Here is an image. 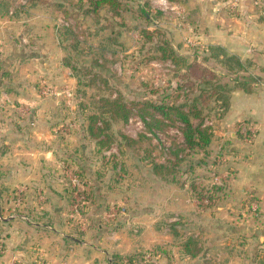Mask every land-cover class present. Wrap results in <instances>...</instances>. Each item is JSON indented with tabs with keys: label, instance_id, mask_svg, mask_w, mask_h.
Returning a JSON list of instances; mask_svg holds the SVG:
<instances>
[{
	"label": "rangeland",
	"instance_id": "374dc122",
	"mask_svg": "<svg viewBox=\"0 0 264 264\" xmlns=\"http://www.w3.org/2000/svg\"><path fill=\"white\" fill-rule=\"evenodd\" d=\"M0 1L9 6V17L30 16L35 6L44 16L49 14V21L66 51L64 59L72 65L69 67L78 81L76 99L64 108L70 120L61 127L80 130L85 126L88 130L92 114L111 121L109 133L113 136V144L108 149H98L97 141L88 131L92 141H95L96 150H99L97 153L101 162L99 172L91 179L96 180L97 176L101 182L106 179L117 185L120 183L118 189L121 195L120 201L101 202L99 207L87 203L88 199L92 201L93 192L85 189L83 181L80 182V173L75 171L76 176L72 175L74 170H67V174L69 172L77 178V181L67 185L69 205L62 221L71 227V231L68 232V227L63 231L65 233H57L59 236L56 235V239L54 225L57 222L42 218L44 216L39 218V213L32 212L33 208L27 206V196L21 187L13 192L6 203L2 201L1 192L0 256L6 252L4 240L8 235L3 228L4 221L13 220L33 226L36 223L41 225L37 232L40 239L36 240L33 234L29 237L30 258L12 260L10 264H264V200H258L254 195L240 199L232 192L238 152H231L230 147L219 140L213 147L210 144L207 154H204V149L188 148L180 121L166 120L157 114L155 117L161 120V124L155 125L151 123V115L143 118L138 110L139 105L133 104L160 101L183 103L188 108L202 94L201 90H211V84L228 83L233 87L237 80L242 79L239 73L249 63H245L243 69L232 72L211 57L216 47H224L208 43L204 36L207 25L201 26V20L208 14L207 6L200 8L199 0H167L165 5L159 0H114L103 4L96 15L81 13L74 16L64 12L74 10L73 4L67 0ZM73 1L78 2L77 5L83 4L85 10L90 8L89 0H82L81 3L80 0ZM203 1L219 4L222 16H236L241 11L239 0ZM22 6L25 8L20 9ZM18 9L22 12L13 15ZM165 42L186 58L188 67L178 68L171 59L162 58L160 46ZM119 94L133 108L131 117L125 122L112 120L100 108L103 99H113ZM198 104L205 108L204 123L213 126L216 131L219 121L225 116L219 117L222 109H215L217 103L214 98H210L208 106L206 102ZM198 120L193 118L195 123ZM241 123L236 126V137L252 141V131L251 135H247L246 129L240 128ZM152 161L175 164L177 175L163 180L174 183L185 192L188 202L195 206L193 215H165L147 226L132 222L138 214L136 203L129 202V193H132V186L137 184L136 180L142 182L147 169L153 170ZM98 175H101L100 178ZM212 189L213 193L210 191ZM126 225L136 229L128 232L134 235L132 238L135 240L140 241L142 237L149 240L153 236L152 227L162 234L166 233L168 239L152 247H137L123 253L120 249H117L120 252L111 251L118 240L114 238L115 232ZM100 227H103L105 239L93 243L102 233ZM174 228L180 233L179 236L173 234ZM142 229L147 230L144 231L146 234L141 232ZM188 236L198 240L197 256L182 251V243ZM68 237L74 240H67ZM75 239L88 240L111 252L106 257L95 248H90L87 254L89 263L77 258L70 262L63 249L61 253H55L60 250L56 248L57 243L68 246L75 243ZM46 246L50 250L55 249L52 255L47 253Z\"/></svg>",
	"mask_w": 264,
	"mask_h": 264
},
{
	"label": "crops",
	"instance_id": "0c3cea01",
	"mask_svg": "<svg viewBox=\"0 0 264 264\" xmlns=\"http://www.w3.org/2000/svg\"><path fill=\"white\" fill-rule=\"evenodd\" d=\"M199 1L200 8L207 6L208 10L205 19L201 20V26L207 25L203 31L205 39L249 63L239 74L254 85L250 92L242 89L232 92L230 108L219 121L211 147L219 140L228 145L231 152H238L232 188L235 197L244 199L254 195L258 200H264V0H239L241 11L236 16H222L219 4ZM38 9L33 7L30 16L24 18L9 17L0 11V193L3 192L2 201L6 203L21 187L32 212L39 213V218L44 216L42 218L57 222L54 235L59 236L57 233H65L63 231L70 227L62 221L69 205L67 185L77 181V173L82 175L80 182L83 181L85 189L94 194L92 201L88 199L87 203L98 207L101 202L121 200L120 183L117 185L106 179L101 182L97 176L96 180L91 179L99 172L101 162L99 150H96L95 141L85 126L80 130L61 127L70 120L64 108L76 99L78 81L64 63L66 51L49 21V14L44 16ZM239 122L250 124L249 130L254 135L252 141L236 137ZM67 170H74L72 175L76 176L67 174ZM136 181L132 193H129V202L136 203L139 216L134 213L132 222L147 226L165 215L180 217L196 212L185 192L158 177L152 168L146 170L142 182L140 179ZM36 224L4 221L3 228L8 235L4 240L6 252L0 256V264L30 258L29 237L34 235L36 240L40 239L37 232L41 224ZM102 228L93 243L104 241ZM132 229L136 231L129 225L117 229L114 238L120 241H116L111 251L120 252L117 250L120 249L123 253L137 247H152L168 239L166 233L152 227L153 236L138 241L132 238V233L128 234ZM145 229L141 232H146ZM75 240L68 246L57 243L56 248L60 250L55 253H61L63 249L70 262L76 258L88 262L90 248L106 257L111 252L88 240ZM41 243L44 244L42 240ZM46 249L50 255L55 251L49 246Z\"/></svg>",
	"mask_w": 264,
	"mask_h": 264
},
{
	"label": "trees",
	"instance_id": "16d2710c",
	"mask_svg": "<svg viewBox=\"0 0 264 264\" xmlns=\"http://www.w3.org/2000/svg\"><path fill=\"white\" fill-rule=\"evenodd\" d=\"M67 1L69 4H73L74 10L70 12V10L67 8L68 10H65L64 12L66 14L79 16L81 13L96 15L99 11V8L103 4L107 2H113L114 0H89L90 8H88L87 10L83 9V4L77 5L78 2H74L73 0ZM81 2L82 0H80V3ZM24 8V6L20 7V9ZM81 10H83V12H81ZM0 11L3 15L9 14L10 9L7 3L5 4L4 2L0 1ZM21 12L22 10H15L13 12V15H17L18 13L20 14ZM160 47V50L162 51V58L171 59L173 63L177 65L178 68L185 69L189 66L186 58L178 54L173 48V46L170 45L168 42L163 43ZM211 49L214 48L211 47ZM216 50H219L220 53H218ZM216 50L214 51V53L211 54V57L218 60L228 70L236 72L244 68L245 63L240 59V57L228 54L227 51L225 49H222L221 47H216ZM64 61L67 66L72 67V65L66 58L64 59ZM253 86V83L246 79L237 80L233 87H230L228 83L222 84L220 82H215L210 85L211 90H201L202 94L196 97L193 100L192 104L188 105V108H186V104L183 103L170 104L160 101H145L133 104L139 105L138 110L143 118L146 115H151V123L155 125L161 124V120L156 119L155 117L157 114H159L163 119L166 120L180 121L183 124L182 134L186 146L188 148L204 149V154H207L208 147L213 141L215 130L213 126L204 123L203 114L205 108L200 107L198 102H206L208 106L210 98H214L217 103L215 109H222V113H219V117L222 118L230 108L232 92L236 89H242L246 92H250L253 90ZM205 95H207V97ZM102 103L103 105L100 107L103 109L102 113L110 115V118L112 120H120L125 122L129 120L133 113V108L130 104L124 102L121 94H119L116 98L113 99L105 98L102 100ZM193 118H197L200 120L195 123L193 122ZM99 123H102V125H100ZM110 124L112 123L110 120L107 119V117L104 118L103 116H99L98 114H92L89 117L88 131L90 136L97 141L98 149H108L113 144V136L109 133ZM244 127H246V134L251 135V131L249 130L250 124L242 122L240 128ZM151 163L153 165L154 173L164 180H169V177H174L175 175H177L175 170V164H165L163 162L156 161H152ZM210 191L211 193L214 192L213 189ZM172 232L175 236L180 235L176 228L172 229ZM182 251L190 256H197L199 253L198 240L194 236L186 237L182 243Z\"/></svg>",
	"mask_w": 264,
	"mask_h": 264
},
{
	"label": "built area",
	"instance_id": "2783aa9c",
	"mask_svg": "<svg viewBox=\"0 0 264 264\" xmlns=\"http://www.w3.org/2000/svg\"><path fill=\"white\" fill-rule=\"evenodd\" d=\"M161 4H166L167 3V0H159Z\"/></svg>",
	"mask_w": 264,
	"mask_h": 264
}]
</instances>
